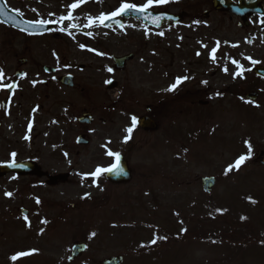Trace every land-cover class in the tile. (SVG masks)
Masks as SVG:
<instances>
[{"label": "rangeland", "instance_id": "obj_1", "mask_svg": "<svg viewBox=\"0 0 264 264\" xmlns=\"http://www.w3.org/2000/svg\"><path fill=\"white\" fill-rule=\"evenodd\" d=\"M73 2L76 0H6L11 9H19L27 20L49 19L50 12L57 17L67 15L68 5ZM144 2L86 0L73 10L77 19L60 26L66 28L69 23H75L90 30V38L53 30L54 34L27 43L29 50L23 56L29 61L25 67L51 66V61L45 60L49 52H55L57 64L70 65L68 71L74 76L76 86L73 97L77 113L89 108L97 113L108 106L116 108L115 115L124 111L121 126L125 130L132 126V116L138 119L153 104L151 115L158 129L146 133L135 126L127 143L123 142L127 135L123 131L121 145L112 144V149H106L122 153L128 160L132 178L126 184L111 186L104 178H98L96 187L92 186L91 177H81L78 187L68 185L46 196L43 191L39 192L42 187L31 189L20 178L0 179V191L11 186L4 184L17 181L15 185L20 192L1 206L5 210L0 217L5 219L2 224H6L9 210H13L16 219L12 220L17 222L21 218L16 207H34L37 196L45 202L37 215H28L29 219L40 216L36 232L16 235L15 231L6 229L8 232L3 234L4 230L0 229V264H47L51 259H58L54 263L59 264L65 262L75 241L86 244L82 257L91 261L122 255L123 264H264V244H261L264 240V167L257 163L260 151L264 152V83L258 82L255 101L245 99L243 94L229 98L227 93L223 95L228 85L241 80L240 76L233 79L237 68L232 61L242 65L244 76L252 65L245 57L256 60L264 56V51L249 54L252 50L244 46L245 40L236 26L217 16L206 21V25L214 26L212 31L202 30L203 27L201 32L190 29L188 20L158 31L138 19L126 20L121 30L84 27L89 16L108 14L120 3ZM184 4L180 0L177 4L171 2L149 10L175 11L184 8ZM159 32L164 34L158 35ZM4 33L5 29L0 27V41L8 38L12 41L7 50L0 46V68L6 75L17 62L12 56L19 58L21 48L27 45L22 43L24 35L9 30ZM217 41L219 46L213 59L211 49L217 47ZM40 42L46 45L42 47ZM79 44L104 55L81 49ZM9 52L10 56L5 57ZM128 52H133L135 58L124 71H115L111 58ZM108 68L113 71L108 72ZM224 68L228 69L227 73ZM184 75L189 79L173 92L166 91L176 77ZM106 80L117 81L118 88L108 89ZM201 81L208 83L204 85ZM200 88L221 95L204 96L202 99L208 101L205 108L197 105L195 96L194 103L182 102L183 90ZM120 91L124 100L116 104V93ZM241 92L245 94L246 90ZM165 103L168 105L164 106ZM122 105L124 109H119ZM129 108L132 114L128 113ZM245 140L252 145L251 157L239 171L225 175L224 169L230 163L239 155H247ZM105 152L104 147L99 154L89 148L83 152L88 155L81 159L78 169L87 173L97 165L107 167L114 156L109 157ZM208 176H214L216 184L206 194L200 180ZM85 193L90 196L81 199ZM248 197L256 203H251ZM2 198L5 197L0 196V202ZM72 204L75 209H71ZM62 209L66 214H60ZM216 209L227 211L218 214ZM241 216L246 219L242 221ZM43 219L48 223L41 224ZM182 228L186 231L181 232ZM242 229L249 233L242 234ZM91 232L96 235L89 238ZM154 233L167 239L141 247V244L148 245ZM24 239L28 242L20 245ZM18 249L38 251L22 261H10L9 257Z\"/></svg>", "mask_w": 264, "mask_h": 264}, {"label": "flooded vegetation", "instance_id": "obj_2", "mask_svg": "<svg viewBox=\"0 0 264 264\" xmlns=\"http://www.w3.org/2000/svg\"><path fill=\"white\" fill-rule=\"evenodd\" d=\"M181 1L185 2L184 8H177L176 13L183 11L186 15L179 23L188 20L190 29L193 28L195 32H201L206 28L207 31H212L214 26L206 25V21L214 16L221 19L225 18L229 23L236 26L241 38L245 40L244 46L251 48L252 51L249 54L264 51V0ZM229 8H236V12L232 13ZM203 27L205 28L201 30ZM42 37L44 36L23 38L22 43L27 45V43L32 42H29V40L41 39ZM9 45H12L10 38L2 40V43H0V46L5 50ZM40 45L44 47L46 44L41 43ZM26 50H29L28 45L27 48H21L19 58L16 55L12 56L16 57L15 68L10 74L8 72L5 75L3 82L5 84L15 83L17 87L11 90L0 89V104L5 105L4 108H0V162L33 163L42 173L25 176L15 174L12 176L22 179V183L31 189L37 186L42 187L39 192L43 191L48 196L51 191H61L69 183L79 185L78 179L81 171L78 168L81 165V159L88 155L82 154L83 152L92 147L96 151L95 154H99L102 146L121 145L124 131L121 124L125 117L121 114L115 115L113 109L116 108H110L109 106L104 113H97L94 108H89L87 110L83 109L77 114L73 97L75 88L60 84V79L64 74H68L69 68L56 64V57L50 52L45 60L51 61V66L42 65L41 68L37 66L27 68L25 65L29 59L23 56V52L25 53ZM4 56L9 57L10 52L5 53ZM22 58L25 59L24 66L19 64ZM256 61L259 62L256 65L264 66V56L257 57ZM256 65H252V67ZM22 73L26 76H22ZM249 73V77L254 81H261L262 78L252 75L251 69ZM33 81H36L35 86L32 83ZM202 88L194 89L195 93L192 90H183L182 101L194 103L196 98L198 104L204 102L201 98L212 96V91H203ZM116 95L118 96L115 101L116 104L124 100L122 91L116 93ZM152 107L153 104L146 108L148 114L151 113ZM33 108H36L37 111L33 112ZM119 109H124L123 105ZM82 114L85 115L86 120H89L87 123H84L79 117ZM29 121H32L31 130L28 129ZM25 135L28 136V139L24 138ZM81 140L87 142V144L82 145ZM108 141L111 143H106ZM13 152L17 154L14 158L10 156ZM65 153H67V156H65ZM89 154L93 156L91 153ZM15 184H17V181L14 184H4L5 186H11H6L3 191H0V196L5 197L1 199L0 207L10 198H13L15 194H20L18 185ZM6 191L12 192L13 196L6 197L4 195ZM37 197L41 199L40 196ZM40 201L39 205L36 204V199L33 201L34 207L28 208L30 215H37L38 209L45 203L43 200ZM17 209L19 213L23 210L22 207H16ZM12 212L13 210H9L10 216L13 215ZM60 214H66V210L62 209ZM39 218L40 216H34L33 219L28 221L30 227L27 226V223H24V220H19L17 222V232L22 235L23 232L29 230L35 231L37 229L36 222ZM84 258L86 257L78 256L68 264H102L104 261V259L83 260Z\"/></svg>", "mask_w": 264, "mask_h": 264}, {"label": "snow or ice", "instance_id": "obj_3", "mask_svg": "<svg viewBox=\"0 0 264 264\" xmlns=\"http://www.w3.org/2000/svg\"><path fill=\"white\" fill-rule=\"evenodd\" d=\"M86 0H76V2H73L71 4L68 5V11H67V15H59L58 17L56 16L55 13H48V16L50 17L49 19H35V20H28V21H24V23L29 24L32 28L34 29H44L45 31H53V30H58L61 32H65L67 31L69 35H72V32L69 31L70 29H77L78 30V25L75 23H69L67 25V28L62 27L60 25H63L65 21H72L74 19H77L76 17L73 16V10L79 8L81 6V4L85 3ZM170 0H146V2H144L143 4L137 5L135 3H120L119 7L116 8L114 11L109 12L108 14H105L103 12H101L98 16H96L95 18L89 16L87 19V23L84 25L85 28H92V27H100V26H104L106 21H109L113 18L122 16L124 14H127L129 11L131 12H139V13H143L145 14L143 16L144 19H148L149 15L148 10L152 9L153 7L156 6H161V5H165L167 3H169ZM16 15H22V13L20 12L19 9H15L14 10ZM33 12H36V9H32ZM0 14H3V9L0 8ZM160 19H163V16H157L154 18V22L158 23ZM170 19V17H169ZM98 21V24L96 23ZM117 24H120V21L117 20L116 21ZM51 26H58V27H51ZM88 36L92 35V32L89 31L87 33H85ZM158 35H163V32H159L157 33ZM147 35V32H146ZM217 47H213L211 49V54H213V59H215L214 54L217 52L218 50V46H219V42H216ZM79 47L81 49H86L87 46L85 44H79ZM232 47H236V45H232ZM88 51H95L96 55H104V53L96 51L95 49L92 48H87ZM53 55L55 56V52L53 53ZM197 56L200 55V52L196 53ZM245 59H249L252 65H256L257 63H259L258 61L251 59L249 57H245ZM232 63L235 65V67L237 68V71L235 73H233V79H235L237 76H240L243 78V67L242 65H240L236 60H233ZM65 67H70V65H65ZM225 73L228 72L227 68L222 69ZM250 70V69H249ZM108 72H112L113 69L112 68H108L107 69ZM22 76H26V74L22 73ZM5 79V72L2 68H0V88H5L8 90H11L15 87H17V85L15 83H9V84H4L3 81ZM53 79H55V77H53ZM187 79H189V77L187 75L184 76H178L175 78V81L173 83H171L166 91L168 92H173L174 90L177 89V87L183 83L184 81H186ZM33 85L35 86L36 81L32 82ZM112 81L111 80H106L105 84H111ZM202 84L207 85V81H201ZM217 96L221 95V93L217 92L216 93ZM258 106V105H257ZM5 105L4 104H0V108H4ZM33 112H36L37 109L33 108L32 110ZM137 124V118L135 116L131 117V125L130 127H127L124 131L127 133V135H125L124 137V143H127L128 140L131 137V133L133 132L134 127ZM32 128V121H29L28 123V129L31 130ZM25 139H28V136L25 135L24 137ZM106 143H111L110 141L106 142ZM244 144L247 147V155H239L233 163H230L225 169H224V174L228 175L229 173L233 172V171H239L241 166L251 157L252 152H253V148L252 145L250 143V141L245 140ZM103 147V146H102ZM105 154L109 157H115L117 161H119V156L120 153L118 152H113L110 150H106ZM17 154L16 153H11L10 156L11 157H15ZM65 156H67V153H65ZM16 163L13 161L12 163L8 164V167H16ZM115 172L116 174H124V170L122 168H120L119 163H112L110 164V166L108 167H103L100 165H97L95 167V169L93 171L87 172V173H80L79 175H81L82 179H86L88 177L92 178V186H96L98 187V183L97 180L98 178L104 174V173H113ZM4 195L6 197H12L13 193L12 192H8L6 191L4 193ZM90 196V193H85L83 197H81V199L84 198H88ZM248 200L255 204L256 201L254 199H252L251 197H248ZM41 201L37 198L36 199V204H40ZM226 209H216V212L218 214H223L224 212H226ZM178 215V213H177ZM27 226L30 227V223L28 222V218L27 216L24 217ZM246 217L241 216V220H245ZM48 221L46 219L41 220V224H47ZM116 225H113V227H115ZM186 229L182 228L181 232H185ZM43 232V229H41V233ZM96 235L95 232H91L90 233V237H94ZM167 236H158L156 233L153 234L152 239L149 241L148 245L145 244H141V247H147V246H151L154 245L158 242V240H166ZM215 243V241H213ZM261 244H264V240L261 241ZM38 250L37 249H30V250H20L15 252L14 254H12L9 257V260L12 262H16L24 257H29L31 255H33L34 253H36Z\"/></svg>", "mask_w": 264, "mask_h": 264}, {"label": "water", "instance_id": "obj_4", "mask_svg": "<svg viewBox=\"0 0 264 264\" xmlns=\"http://www.w3.org/2000/svg\"><path fill=\"white\" fill-rule=\"evenodd\" d=\"M0 8L3 9V14L6 13V9L3 5V3H1L0 1ZM130 12V11H129ZM129 12L127 14H124L123 16L125 17H128L129 16ZM1 14V15H3ZM149 15V18L148 19H144L143 16L145 14L143 13H139V12H131V16L132 17H140L143 19L144 22H148L154 26H158V23L161 21V19L159 20L158 23L154 22V18L157 17V16H164L163 14H153V13H147ZM5 20L8 22H10L11 24H13L14 26H17V27H21L22 24H19V22L22 23V21L20 20L19 17L15 16L14 18L12 17V14L11 13H8L7 16H5ZM113 20H109V21H106L105 24H110L112 23ZM132 57V55H127L125 57H117L116 59H114V63H115V66L116 68H120L122 69L123 68V65H124V61L127 60V59H130ZM256 73H258L259 75H261L262 77H264V68H257V70H255ZM110 86H114V84H110ZM250 97H254L252 95H249ZM138 124L139 126H142L144 129H153L156 127V125L151 122L150 120H148L146 117L144 118H141V120L138 121ZM260 163L264 164V157L261 159ZM119 166L120 168H122L124 170V174H116L115 172L113 173H107V179L109 181H113V182H122V181H127L130 177V171L129 169L127 168V163L124 159H121V161L119 162ZM14 171L13 167H8V164H4L3 166H0V176H3L5 173H8L10 171ZM16 171V170H15ZM17 171H20V170H17ZM32 172V171H31ZM214 178L213 177H208V178H203L202 179V187L204 189V191L206 192H209L212 188V186L214 185ZM73 249H72V256L74 255H77L79 253L82 252V250L84 249L85 246L83 245H74L72 246ZM120 257H115V258H111L109 260H107L106 263H109V264H116L117 262L120 261Z\"/></svg>", "mask_w": 264, "mask_h": 264}, {"label": "trees", "instance_id": "obj_5", "mask_svg": "<svg viewBox=\"0 0 264 264\" xmlns=\"http://www.w3.org/2000/svg\"><path fill=\"white\" fill-rule=\"evenodd\" d=\"M244 232L243 234L244 235H247L249 233V231L245 230V229H242L241 233Z\"/></svg>", "mask_w": 264, "mask_h": 264}]
</instances>
